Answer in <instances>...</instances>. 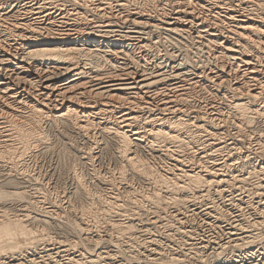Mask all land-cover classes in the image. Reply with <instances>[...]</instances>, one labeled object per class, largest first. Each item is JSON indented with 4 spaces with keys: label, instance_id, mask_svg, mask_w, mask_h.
<instances>
[{
    "label": "bare ground",
    "instance_id": "bare-ground-1",
    "mask_svg": "<svg viewBox=\"0 0 264 264\" xmlns=\"http://www.w3.org/2000/svg\"><path fill=\"white\" fill-rule=\"evenodd\" d=\"M118 21H121L122 24H124V26L122 27L127 28V25H128L129 31L130 32L134 31L132 32L131 36L126 33L121 34L119 32L120 29L119 30L115 29L116 28L115 23H117ZM145 26H154V27H157L158 30L164 29L166 31V35L168 34L167 36H169V34L170 36L175 35L179 37V39L181 38L185 40L184 43L189 42L188 40L195 41L197 43V46H199V48H201L203 52L205 51L208 54L207 57L209 58L208 60H206L208 61L207 64H204L205 66L202 65L200 68V69L203 68V70H205V68H208V70H210V72L207 73L208 77L206 79H202V75L190 76L191 74L190 70H199L198 68L199 66L197 64H196L197 66L196 65L194 66L189 61L190 58L188 59V55L185 53L186 51L184 52L185 54H183V58L180 60V62H173V63L171 62L170 64L168 61L171 60V58L168 56V54H165V56H159L158 53L161 50L160 48V50L157 53H153V56L155 55L154 59L156 58L157 61L158 60L159 61L157 63H152V64L147 63L148 60H146L147 61L146 62L144 59L152 55L151 53L155 49L158 50L159 47L161 46H159V44L157 45L156 43L157 41L153 43L152 42L153 40H151L150 38H146L144 37L143 34H141V30L144 29ZM139 28H141L140 31H139ZM133 33H135V35H133ZM173 38L175 39L174 36ZM170 41H172V39ZM173 45L175 44L173 43ZM197 46L195 48L196 50H197ZM132 48L137 49V52H135L133 56H130L131 54L129 55V50ZM196 52H193V54ZM163 53H166V52L164 51ZM161 54L162 53L160 52V55ZM188 54L190 55V53ZM193 57L195 56H192L191 59H193ZM194 60L196 61V59ZM203 62H204V58H203ZM106 63H108L107 65L109 66L108 69L107 68L104 69V64ZM161 70H175V72H173L174 74L172 73L169 75V77H167L165 75L166 72H162ZM162 86L170 88L169 91L161 92ZM226 86H228V88ZM194 93L197 94L196 95L197 97H195V99H197L198 96L201 99L206 98V101H204L205 103L203 105L199 103L198 105H196V102L194 104V102L192 101L194 98L191 100V97L193 96ZM161 95L163 97H161ZM217 97H219V99L225 100L223 105H219V104L216 105L217 100H218ZM260 100L264 101V0H142V1L140 0L139 1L137 0H0V159L2 160L3 163L4 162L9 163L11 159L14 160V158L17 157L19 154L21 155L22 153H24L25 151L23 150V148H25V146L20 145V143H23L24 138H28L30 135L31 136L34 135L35 132H38V133L40 132V133L38 134V136L36 135L33 136V140L35 142H38V141L42 142V139H43L42 131L43 130H40L42 126L41 122L44 123V121L46 122L53 121L54 123L55 122L65 123L67 124V126L69 125L75 128L76 131H78L79 133H88V135L90 133V130L94 126L98 127V130L104 129L106 131V130H109L108 128L113 129L112 133L114 137H116V139H118L119 142L121 143V146L120 144L118 145L121 147L120 151L122 154L120 155H122L124 159L126 160V162L130 164L128 165L131 166L132 168L131 170L134 171L135 175L136 176L139 175L144 178L147 176H150L153 179L159 180V177H162L164 173L162 176H160L161 174L159 173L161 171L158 173L157 171H155V169L154 170L151 169L150 167L151 164H149L148 162L147 163L150 166L146 164H142V162L140 163L141 160L138 159L139 156L137 157V153H136L137 148L150 146L151 148L150 151L154 149V152H156L155 150H159L160 148H162L163 146L169 143L171 144L177 143V142L181 143V140H184L182 136L185 135L186 132H188L187 129L190 124V120H191V123L192 121H195V120H192L193 118L191 119V117L188 118V114H187L189 113V111H191L192 106H193L192 110L194 111V113H196V114H193L195 118L197 117V119L204 120V121L210 120V122L207 121V124L208 123L211 124V121L213 120H217V121L219 120L220 122L223 123V126L225 125L228 126L227 128H230L229 125L236 126V129L238 130V132L241 133L240 127L242 126L239 127L238 125L240 124L237 123L236 121L242 120L243 122H245L244 120H248V122H251L250 120L255 114H258L259 117L260 115L264 116V107L258 108V107L252 106V103H255ZM142 101L148 104V106H150V107L145 106L146 108L150 109L151 106L157 107L158 110L160 111V113L158 112L160 115L157 116L155 114L156 111L155 113H153L154 115H149V114L145 115L144 113L146 109L143 113V108H142L144 105L141 104L143 105L141 107V105L139 104ZM252 107H254V109H252ZM151 110H153V108ZM250 111H252L253 114L255 113L254 115H252L251 119H250V114H249ZM184 116H187L188 119H184L185 118ZM254 118L252 120H254ZM200 120L199 122H201ZM263 124H264V121H263ZM206 125L205 126L203 125L204 126L203 128H205ZM215 125L219 126V123ZM91 126L93 127L91 128ZM197 126H199V124ZM247 127L250 128L249 126ZM199 129L201 130L200 127ZM250 130H253V129H250ZM204 131L205 130H203V132ZM207 131L209 130L207 129ZM100 133L102 132L100 131ZM199 133L202 134V132H199ZM227 133L228 131H226V135ZM246 133L247 132H245V134ZM259 134L260 133H258L257 138L256 137L255 138L257 139V142H256L258 144L257 147L260 149V152L261 151L263 152L261 154L263 155L264 154V144L262 140H263L264 134L263 135L261 134L259 135ZM44 135L46 134L44 133ZM208 136L209 135L206 134V137ZM240 137L238 138L240 139ZM250 137H252V135ZM28 139H25V140L28 142ZM213 139L215 138L213 137ZM192 140H190L191 143H192ZM203 140L205 141V139ZM241 141L244 143L245 140H241ZM222 142L223 140L220 142L213 140V141H209L208 143L209 147L207 146V144L205 145L207 146V148H205L204 146L202 147L200 146L201 148L193 149L195 150L194 151L195 156H193V154L191 155L195 158L193 159L194 160L193 163L196 164L195 161L199 163L198 160L203 163V165L201 166L198 164V166H200L199 168H197L196 166V168L199 170H196L190 166L189 168H186L185 166L187 165L186 164L183 165L185 160L188 162L190 160V159L187 160L185 158L184 152H183L184 155H181V153L180 154L177 153L175 157L172 155V153L171 154L169 153V151L172 150V148L169 151L167 150L168 151L167 153L164 152L166 153L164 156L168 157V160L171 159V161H173L172 163H174L172 166L173 168H175L174 171L176 172H173L172 174L175 173L174 175L176 174L180 175L179 178H177L179 175L176 177L178 180L174 176H172L176 179L175 183L173 182L174 184H172L173 186L169 185L170 188L172 187L171 191H173V194L176 191H178L177 195H179V191L187 192L188 190L189 191L192 190L191 197L193 198L189 197L190 200H188V202L191 203V201H194V196H195V199L206 197V194L208 193L207 191L211 190V189L208 190V188H212V186L214 185H218V186L224 185L223 183L227 179L223 178L224 177L223 171L225 169H229V168L231 169L233 166H236L237 163H234L235 162L234 159H237V158L234 157L233 155L234 153H233V154H230L227 160H225L226 158L225 156H223L225 158L224 163H221L223 159H221L222 161L220 160L221 162L218 161V159L217 160L215 159L214 152L215 154H217L216 152L223 148L224 143L222 144ZM254 142L252 141V143ZM31 143L33 144V142ZM181 144L184 145V143H181ZM227 144H228V141H227ZM248 144H245L247 145V148H248ZM191 145L192 144H190L189 147H192ZM179 147L183 148L181 146ZM239 147H241V145ZM257 147L255 144L254 148L256 149ZM133 148L135 149L133 150ZM166 148H169V147H166ZM185 149L186 148L181 149V150H185ZM235 149H236V146H235ZM176 150L178 149L176 148ZM237 150L238 149H236V151ZM251 150L250 152H252ZM231 151L234 152V149ZM239 151L240 150H238V152ZM224 152H225V149H224ZM161 153L163 155V152ZM188 153L190 155V150ZM257 154H259V152ZM155 155H158V154H155ZM162 155L160 157H162ZM166 159L164 160L166 161ZM210 159H213V160L211 161ZM209 160L213 164H211V162L207 164V161L209 162ZM249 162L251 163L250 160ZM247 163L245 162V164ZM254 163L256 164V162ZM163 164H162V167H163ZM167 165L168 164H166V166ZM254 166H250V167H254ZM242 167H245V166H242ZM260 167L263 169L261 170V172L262 171L264 172V162L262 163V166L260 165ZM159 170L160 169H158V171ZM164 170H165L164 172L167 171L166 169ZM243 172L240 174H237L239 175L238 179H236L237 183H244L246 179L248 178L247 176H245L246 171L244 173ZM250 173L253 174L254 172L252 173L251 171ZM125 175L123 173V176ZM121 176L122 175H120V178L123 177ZM150 177L147 180H150ZM167 178H170V177L168 176ZM256 180H258V178ZM165 181L168 182L167 179ZM248 182L251 183V180ZM154 183L156 184V182ZM232 183L230 184V186L232 185ZM237 183L235 181L234 185H232L231 187L234 188L235 184L237 185ZM161 184H163V182ZM165 184L163 186H165ZM239 185L240 184H238V186H235V189L236 187H238V191L240 187ZM244 185L249 186L250 189H252L250 186L251 184L246 185L245 183ZM258 185H260L258 187L259 193L256 192L255 195L257 198V194L258 195L260 194V200H258L259 202L258 205H255V206H256V209L258 210V213L256 215H259V216L257 217L255 216V218L254 219L252 218L253 220L251 221L248 220L247 223H245L246 220L244 221V218H245L244 214H243L244 218L242 217V212L240 213L233 212L228 215V214L223 213L222 210L220 212V210H218L219 208L218 209L216 208L218 206L215 207L210 204H207L205 208L202 207L201 212H203L204 215H207L208 219H210L208 220V225H209V230L212 233H210L211 234L210 236L203 235L204 238H202V240L200 239L201 240L200 245L198 246L206 248L208 245L212 244V242L214 241L213 239H217L220 236L224 237L225 240L223 241L224 243L223 242L222 243L225 245L235 244L236 246L241 241L242 242L245 241L246 243V241H249V240H252L253 242V239H255L258 235V234L257 235L254 234L253 230L256 227L258 228L257 225H260V222L261 223L264 222V183L262 184L258 183ZM255 187H257V185ZM160 188L161 187L157 189L160 190ZM250 189H249V193H250ZM222 192H225V191H222ZM244 192L245 191L241 193L239 192V193L242 195V193ZM169 193L171 192L169 191ZM216 193H217V190H216ZM180 195H182V193ZM239 195L237 196L238 198H239ZM128 196H129V193H128ZM253 196L252 198L255 197ZM149 197H151V195ZM237 197L235 199H237ZM152 198L153 197H151L150 200H152ZM180 198H177V196L176 198L175 197L171 198L172 200L171 204L173 203L179 206L176 209H181L182 207L181 204L185 205L186 203H188V202L184 203V201H187V198L183 199L182 197V200ZM227 198L226 200H229V198L228 199ZM156 199L158 198L156 197ZM112 202H110V204ZM161 202L163 201L161 200ZM161 202H160V206H161ZM194 202H196V200ZM229 202H232V201L229 200ZM118 204H115L116 209L118 208L117 206ZM123 204H126V203H123ZM136 204L137 203H135V206ZM226 204H225V208L227 207ZM130 205H131V202H130ZM122 206H125V205H121L120 208H122ZM152 206H155V205H152ZM173 206L171 205V207ZM185 206H187V204ZM190 206L194 207V203L190 204ZM247 206H249V204ZM128 207H126L125 209H127ZM196 207H194L193 209L191 207L190 208L191 210L195 211ZM237 207L238 206H235V208ZM137 208H139V206ZM164 208L166 210L165 206ZM243 208H247V207L245 206ZM249 209H252V208H249ZM197 212L195 213L197 214ZM85 213L86 212H84V214L82 213L83 216L81 217L83 224L89 226L90 223L92 222L94 224L96 223L95 225L97 224L100 225V223H98L96 219L97 216L95 215L92 216L91 214H90L91 216L89 215L86 216ZM89 213H92V212L89 211ZM128 213L130 215L129 210H128ZM21 214H22L21 217L17 219H15L16 217H13L15 219L14 220L13 218L8 219L7 217L4 216V213L0 212V264H77L78 261H79L78 263L80 264V260L82 259L79 260V258L77 257L78 255H74L72 252H69L67 248L63 247V245L58 246L55 250H48L49 248H46L44 246L45 249L42 252H40L41 246L39 242L43 241L42 240L43 238L41 239L40 235L37 236L36 233H34L35 231H32L27 228V225H25L24 223L25 222L24 218L26 217L27 219V215L25 214V212ZM211 215H213L217 219V222L215 224L211 222L212 219L209 217ZM249 215H250V212H249ZM196 216L198 217V215ZM171 218L173 220V217ZM159 219L162 220V218H159ZM172 220H170L171 223H172ZM170 221H169V225H170ZM28 222L26 223L28 224ZM155 222L157 221L155 220L154 224ZM173 224L175 226V223ZM124 225L125 224L122 225L121 223V226H124ZM180 225L181 224H179L178 226L179 228H180ZM159 226L162 227L163 225H159ZM84 228H86V226ZM19 235H22L27 240V241L25 240L26 245L15 240L16 236H19ZM173 235L171 236L174 239ZM45 236H47V234ZM45 236H44V239H45ZM175 237L177 236L175 235ZM169 239L170 238H168V241ZM183 241H185V239H183ZM95 242H98L97 239ZM95 242H93L92 244H94ZM150 243L155 245L156 242L150 241ZM150 243L148 244V246L151 245ZM70 244H68V246ZM141 245L142 244H140V246ZM158 245L160 246L161 244H158ZM72 246H69V247H72ZM166 246L165 248H167ZM168 247H169V244H168ZM161 248L163 247L161 246ZM188 248L190 247L188 246ZM199 249H198V252H199ZM237 249H240V248H237ZM158 250L157 249L152 250L153 251L152 255L158 254L157 252ZM105 252L106 254H104L103 256L102 254L100 255L101 259L104 260L105 264H113L115 261L113 258L114 254L112 255L110 254L111 252L109 253L108 251H105ZM137 252H139V250ZM132 253L134 252L132 251ZM194 253H197V252H194ZM200 253L201 252L197 254H200ZM160 254L162 253L160 252ZM261 255H264V245L258 248L257 247L253 248L252 246V248L245 250L243 253H239V255H237L238 258L231 259L232 261L224 262L222 264H264V259L258 258V256H261ZM56 256H62V257L65 256L64 261L62 259L63 262L61 261L60 263L59 259L57 260L58 257L56 258ZM93 258H89V260L87 259L88 262L91 264H95L96 260H94L95 258L94 259Z\"/></svg>",
    "mask_w": 264,
    "mask_h": 264
},
{
    "label": "rangeland",
    "instance_id": "rangeland-1",
    "mask_svg": "<svg viewBox=\"0 0 264 264\" xmlns=\"http://www.w3.org/2000/svg\"><path fill=\"white\" fill-rule=\"evenodd\" d=\"M137 1H139V0H137ZM140 1H142V0H140ZM120 22L121 21H118L117 23H115V27H116L115 29H117V30L120 29L119 32L121 34L126 33V34H129L131 36L132 32H134V31L130 32L129 28H128V25H127V28L126 27H122V26H124V24H122V22L121 23ZM119 25H121V26H119ZM140 29L141 28H139V31H140ZM163 30H160V29L158 30V28L154 27V26H145L144 29L141 30V34H143L144 37L150 38L151 40H153L152 41L153 43H155L157 41L156 42L157 45L159 44V46H161V47L158 46L159 49L157 47L158 50L155 49L151 53L152 55H150L149 57L145 58L144 60L145 61L148 60V62L147 61L146 62L147 63H151V64L152 63H157L159 60L157 61L156 58L154 59L155 55L153 56V53H157L160 50V48H161V50L158 53L159 56H165V54H168V56L171 58V60L168 61L170 64H171V62L172 63L173 62H180V60L183 58V54L186 53L188 55V59L190 58L189 61L194 66L196 64L199 66L198 67L199 70H190V73H191L190 76H194V75L200 76V75H202V79H206L208 77L207 73H209L210 70H208V68H205V70H203V68L202 69H200V68H201L202 65L207 64L208 61H206V60H208V58H209V57H207L208 54L205 51L203 52V50H201V48H199V46H197V43L195 41L188 40L189 42L184 43L185 40H183L181 38L179 39V37L173 35L175 37V39L178 38L177 40H175L173 38V36H170V34H169V36H167L168 34L166 35V31L164 30L165 31L164 32ZM152 31L153 32L155 31V32L153 33ZM133 35H135V33H133ZM133 37H135V36H133ZM166 37H168V38H166ZM169 37L172 39V41H170L171 39ZM173 39H174V41H173ZM182 40H183V42H182ZM168 41H170V42H168ZM171 42H173L175 45H173V43H171ZM176 44H177V46H176ZM196 46H197V50L195 49ZM164 51L166 53H163ZM191 51H193V52L198 51V52L193 54V52H191ZM135 52H137V49L132 48V49L129 50V55L131 54L130 56H133V54H135ZM160 52L162 53L161 55H160ZM188 53H190V55ZM178 54H180V55H178ZM191 55L195 56V57L197 56V57L196 58L193 57V59H191L192 58ZM198 55L201 56V57H199ZM176 57H177V59H176ZM203 58H204V62L205 63L203 62ZM165 59H167V58H165ZM194 59H196V61ZM107 65H108V63L104 64V69L105 68L108 69L109 66H107ZM161 71L162 72H166L165 75L167 77H169L170 74L175 72V70H161ZM194 73H196V74H194ZM169 87H171V86H169ZM226 87L228 88V86H226ZM161 89H162L161 92H167V91H169L170 88L162 86ZM162 95H161V97L164 96V95L163 96ZM196 95L197 94H195V93L193 94V96L191 95L192 96L191 100L194 98L192 100L194 102V104L196 102V105H198V103L203 105L205 103L204 101H206V98H202L203 99L202 100L198 96V98L200 100L199 101L198 98L195 99V97H197ZM217 99H216L217 100L216 105L217 104L223 105V103L225 102L224 99H219V97H217ZM200 102H202V103H200ZM263 102H264L263 100L257 101L255 103H252V106H255V107H258V108L259 107L260 108L264 107V103ZM139 104L140 105L141 104L144 105V106L141 105V107L143 106L142 107L143 108V113H144V111L146 109V111L144 113L145 115H147V114L154 115L153 113H155V111H156L155 114L157 116L160 115L159 114L160 111L158 110L157 107H155V106L152 107L151 106L150 109L146 108V107H150V106H148V104H146L143 101L140 102ZM152 108H153L154 111L151 110ZM192 108H193V106H192ZM192 108H191V111H189V113H187V114H188V118L191 117V119L193 118L192 120H195V121H192V123H191V120H190V124H189L190 127L188 126V129H187L188 132H186L185 135H183L184 137L182 136V138L184 140H181V143H184V145H182L180 142L172 143V144L169 143V144L165 145L166 147H169V148H166L165 146H163L159 150H155L156 152H154V149L150 151V149H151L150 146H146L147 148L146 147H140V148L136 149L137 157L139 156L140 158L138 157V159L141 160L140 163L142 162V164H146L148 166H150L149 164H151V166H150L151 169H153V170L155 169V171H157L158 173L161 171L159 173V174H161L160 176H162L163 173H164L163 176H165V177H163V176L159 177V180L158 179H153L150 176H147L148 178L145 177L146 178L145 179L144 177H141L139 175H137V176L135 175L134 171L131 170L132 169L131 166H129L130 164L126 162V160L124 159V157L122 155H120V154H122L121 151H120L121 150V147H120L121 143L119 142L118 139H116V137H114V135L112 133L113 129H111V128H108L109 130L105 131L104 129L103 130L102 129L98 130V127H96V126H94L95 128L93 126H91V128L92 127L93 128L90 130V133L88 135V133H79L78 131H76L75 128H73V127H71L69 125L67 126V124H65V123H61V122H55L54 123L53 121H47V122L44 121V123H45L44 124L43 122H41L42 126H41L40 130H43L42 131V133H43L42 134L43 135L42 142L38 141L39 142L38 143V142H35L33 140V136H35V135L38 136V134L40 133V132L38 133V132L34 131L36 134L33 132L34 135H32V136L30 135L29 136L30 138L32 137L31 139L29 137H28L29 139L28 138H24V140L28 139V142L26 140L25 141L23 140V143H20V145L25 146V148H23V150L26 153L25 152L22 153L23 155L19 154L17 157L14 158V160L11 159L10 160L11 163L10 162L9 163L8 162H4L3 163L2 160L0 159V161H1L0 162L1 163V165H0V212L4 213V216L7 217L8 219H12L13 217H16L15 219H17V218L21 217V215H22L21 213L25 212V214L27 215V219H26V217L24 218L25 219L24 223H25V225H27V228L32 230V231H35L34 233H36L37 236L40 235L41 239L43 238L42 239L43 241L39 242L40 246H41L40 252H42L45 249V247L49 248L48 250H55L58 246H62L63 245V247L67 248V250L69 252H72L74 255H78L77 257L79 258V260L82 259V260H80V264H88L89 263L88 262L89 258H93V257L95 258V259L94 258L93 259L96 260L95 261L96 263L99 261L97 264H102V262H103V264H105L104 260L101 259V256H100L101 254H102V256L104 254H106L105 251H108L109 253L111 252L110 254H112V255L114 254L113 258L115 260L114 261L115 264H118V263L119 264H121V263L122 264H222L224 262L232 261L231 259L238 258L237 255H239V253H243L245 250L252 248V246H253V248L254 247L258 248V247L264 245L263 244L264 243V222H262V223L260 222L261 226L257 225L258 228L256 227L254 229L256 232L253 230L254 234H256V235L258 234L257 237L255 239H253V242H252V240H249V241H246V243H245V241H243V242L241 241L236 246H235V244L234 245L233 244H226L225 245V244H223L224 243L223 241L225 240L224 237L220 236L217 239H213L214 241L212 242L211 245L207 246L208 248L207 247L204 248V247L198 246V245H200V241L202 240V238H204L203 235L204 236H210L211 235L210 233H212L209 230V225H208V220H210V219H208L207 215H204L203 212H201L202 211V207L205 208L207 206V204H210V205L215 206V207L218 206L216 208L217 209L219 208L218 210H220V212L222 210L223 213L228 214V215L233 213V212L234 213L242 212V217L244 218V216H245V218H244V221L246 220L245 223H247L248 220H250V221L253 220L255 218V216L256 217L259 216V215H256L258 213V210L256 209L255 205H258V203H259L258 200H260V194L259 195L257 194V198H256L255 194H256V192L259 193L258 187L260 185H258V183L259 184L264 183V174H263L264 172L263 171L261 172V170H263V169L260 167V165L262 166V163L264 162V154L261 155L263 152L262 151L260 152V149L257 147L258 144L256 143L257 142L256 138L258 136V133H260L261 135L264 134V132H263L264 131V124H263L264 116L260 115V117H259L258 114L254 113L255 114L254 115L253 112L250 111V113H249L250 114V119H251L252 115H254L255 118H254V116L252 117V119L254 118V120L251 119L250 120L251 122H248V120H244L245 122H243L242 120L236 121L237 123L240 124V125L237 124L239 127L242 126V127H240V129H241V133H240V132H238V130L236 129V126H234V125L233 126L231 125L233 128L230 125H229L230 128H227L228 126H226V125H225L226 127L223 126V123L220 122L219 120H218L219 122L217 120H213V121H211V124L210 123L207 124V121L210 122V120H207V121L205 120L206 121L205 122L204 120L197 119V117L195 118L193 116V114H196V113H194ZM252 109H254V107H252ZM184 117H185L184 119H188L187 116H184ZM256 117H257L258 120L256 119ZM199 120L201 122H199ZM202 121H204V122H202ZM252 121H254V122H252ZM259 122L260 123L262 122V123L260 124ZM196 123H198L199 126H197L198 124H196ZM217 123H219V126L215 125ZM251 123H252V125H251ZM194 124H195V126H194ZM202 124L204 126L206 124L207 125H206L205 128H203L204 126ZM253 124H255V125H253ZM217 126L219 128L220 127L221 128L219 129ZM247 126H249L250 128H248ZM199 127L201 128V130L199 129ZM253 127H255V128H253ZM214 128L216 130H218V131H216ZM225 128H227V129H225ZM194 129H195V131H194ZM207 129L209 131H207ZM250 129H253V130H250ZM189 130L190 131L192 130V131L190 132ZM203 130H205L206 132L205 131L204 132L207 135H209L208 137H206V134L203 132ZM100 131L102 133H100ZM226 131H228L227 135H226ZM199 132H202V134L199 133ZM245 132H247V133L245 134ZM44 133L46 135H44ZM194 133L197 134V135H195ZM220 133L222 134V136H221ZM246 135H247V137H246ZM251 135H252V137H250ZM195 136H196V138H195ZM237 136L238 137L241 136L240 139ZM191 137L192 138L194 137L193 140H192ZM199 137H201V138H199ZM213 137L215 139H213ZM208 138H210V139H208ZM234 138H235V140H237V138H238V140H237L238 143H237V141L234 140ZM189 139L192 140V143L190 142ZM203 139H205L206 142ZM218 139L219 140L221 139L220 141L223 140L222 144L224 143L223 144L224 146H223L222 149H220L219 151L216 152L217 154H215V152H214L215 159L216 160L218 159V161L223 159V161L221 160L222 162L221 161L220 162L224 163L225 160H227V158H229L230 154H233V153H234L233 154L234 157L237 158V159H234L235 160L234 163H237V164H236V166L232 167L233 169L229 168L230 170L229 169H225L223 171V175H224L223 178L227 179L223 183L224 185H221V186L214 185V186H212V188L214 190L212 188H208V190L209 189H211V190L207 191L208 193L206 194V197L198 198V199L196 198L195 199V196H194V201L196 200V202L191 201V203L188 202V200H190L189 197L193 198V197H191L192 196V193H191L192 190L191 191L188 190L187 191L188 193L179 191V195H177L178 191H176L173 194V191H171L172 187L170 188L169 185L171 186L172 184H174L176 179L179 178L180 175L179 174L174 175L175 173L172 174L173 172H176V171H174L175 168H173V166H172L174 163H172L173 161H171V159L168 160V157H166L164 155L171 148H172V150H170L171 152L169 151V153L170 154L172 153V155L174 157L177 155V153L178 154L181 153V155H184V153H185V158L187 160L190 159L189 162L190 161H192V162H190L191 163L190 164L188 161L185 160L186 163L184 162L183 165L186 164L187 165V166H185L186 168H189V166H190V167H193L196 170H199L197 168H199L201 165H203V163L200 162L199 160H198L199 163H197V161H195L196 164L193 163V161H194L193 159H195L193 157V156H195V152H194L195 150H193V149L201 148L202 146L207 148L209 141L215 140V141L220 142ZM241 140H245L244 143ZM227 141H228V144L230 146L227 144ZM230 141H232L233 143L230 142ZM252 141L253 142L255 141V142L252 143ZM31 142H33V144ZM199 142L200 143L202 142V143L200 144ZM262 142L264 144V135H263ZM119 144H120V146H118ZM190 144H192L191 145L192 147H189ZM206 144H207V146H205ZM245 144H248V148L249 149L247 148V145H245ZM255 144H256V147H257L256 149L254 148ZM238 145L239 146L241 145V147L243 145V147L241 148ZM179 146H181L183 148H180ZM227 146H229V147H227ZM235 146H236V149L240 150L239 152H238V150L236 151ZM135 148H133V150ZM176 148L178 150L180 149L179 152H178V150H176ZM184 148H186V149L185 150H181V149H184ZM224 149H225V152H224ZM233 149H234V152L231 151ZM11 150H13V149H11ZM189 150H190V155L188 153ZM245 150H246V152H245ZM250 150L252 152H250ZM160 151L163 152V155H162V153ZM180 151H182V152H180ZM226 151L229 153V155H228V153ZM229 151H231L232 153L229 152ZM164 152H166V153H164ZM258 152H259L260 155L257 154ZM155 154H158L159 157H158V155H155ZM192 154H193V156H191ZM161 155H162V157H160ZM258 155H259V157H258ZM223 156H225L226 159ZM249 157L252 158V159H250ZM164 159H166V161ZM254 159H255V161H254ZM210 160L212 161L213 159H210ZM210 160H209V162L207 161V164L211 162ZM249 160L251 161V163L249 162ZM252 160H253V162H252ZM245 162L246 163L248 162L249 164L247 163L248 164L247 165V164H245ZM254 162H256V164ZM257 162H258V164H257ZM165 163L168 164V165L166 166ZM162 164H163V167H162ZM198 164L200 166H198ZM211 164H213V163L211 162ZM18 165H19V167H18ZM159 166H161V167H159ZM196 166H197V168H196ZM242 166H245V167H242ZM247 166H249V167H247ZM250 166H254L255 168L254 167H250ZM156 167L157 168L159 167L158 169H160V170L158 171V169ZM164 169H166L167 171L164 172L165 171ZM168 169H170V170H168ZM243 170H244V172L246 171L245 172V174H246L245 176H247L248 178L246 179V181L244 183H237L236 179H238V177H239V175H237V174L242 173ZM250 170L252 171V173L253 172L254 173L251 174ZM168 172L171 173V174H169ZM123 173H124V175L126 174L125 175L126 177L123 176ZM227 173L229 175H231L233 178L231 176H229ZM233 174H234V176H233ZM254 174H256V175H254ZM120 175L123 176V177L121 176L123 179L120 178ZM227 175H228V177H227ZM166 176L167 177L169 176L170 178L172 176H174L175 178L177 176L178 177L176 179L174 177H172L170 179V178H167ZM254 176H256L259 181L256 180L257 178L254 177ZM149 177H150V180H147V179H149ZM160 178H162V179H160ZM164 178H166L168 182H166L165 181L166 179H164ZM153 180H154V182H156V184L153 182ZM156 180H158V181H156ZM250 180H251V183L248 182ZM150 181H152V182H150ZM161 181L163 182V184H161L162 183ZM235 181L237 183V185L235 184V186H238V184H240L239 185L240 186L239 187V191H238V187H236V189H235V186H234V188L231 187L232 185H234ZM165 183L166 184L168 183L167 184L168 186ZM227 183H229V184H227ZM231 183H232V185L230 186ZM245 183H246V185L251 184L250 186H251L252 189H250L249 186H245L244 185ZM247 183H249V184H247ZM160 184H161V186H160ZM164 184H165V186H163ZM254 185L255 186L257 185V187H255ZM253 186H254V188H253ZM159 187H161L160 188L161 191L158 190ZM223 188L226 189V190H224ZM244 188H246L248 191L246 189H244ZM249 189H250V193H249ZM216 190H217V193H216ZM241 190L245 191L246 193L248 192V193L246 194L244 192V193H242V195H243L242 196L240 193L243 192V191H241ZM251 190H253V191H251ZM254 190H256V191H254ZM155 191H156V193H155ZM169 191L171 193H169ZM222 191H225V192H222ZM218 192H220V193H218ZM89 193H90V195H89ZM128 193H129V196H128ZM181 193H182V195H180ZM161 194H162V196H161ZM150 195H151V197H153L152 200H150V198H151V197H149ZM166 195H167V197H166ZM183 195H185V196H183ZM229 195H230V197H229ZM238 195H239V198L237 197ZM251 195L252 196L254 195L255 197L253 196L254 198H252ZM176 196H177V198L181 197L180 198L181 200H182V197H183V199L187 198V201H184V203L188 202V203H186L187 206H185L186 204L185 205L181 204L182 205L181 209H176L179 206L175 205L173 203L171 204V202H172L171 198H174V197L176 198ZM218 196L220 198L221 197L222 198L220 199ZM248 196H249V198H248ZM114 197H115V199H114ZM156 197L158 199H156ZM227 197L232 202H229V200H226ZM236 197H237V199H235ZM163 198H164V200H163ZM215 198L217 199V201H216ZM251 198L253 199V201H252ZM203 199H204V201H203ZM231 199H233V200H231ZM137 200H138V202H137ZM161 200L163 202H161ZM199 200H201V201H199ZM247 200H249V201H247ZM109 201L110 202L113 201V202L110 204ZM128 201H129V203H128ZM165 201H166V203H165ZM214 201H216V202H214ZM219 201H220V203H219ZM222 201H224V202H222ZM130 202H131V205H130ZM134 202L137 203L136 206L137 207L139 206V208H137L135 206ZM157 202H159V203H157ZM160 202H161V206H160ZM217 202H218V204H217ZM226 202H227V204H226ZM103 203H105V204H103ZM123 203H126L127 205L123 204ZM192 203H194V207L197 206L195 211L191 210V208L192 209L194 208L193 206H190V204H192ZM115 204H118L117 205L118 206L117 209L115 207L116 206ZM133 204H134V206H133ZM225 204H226L227 207L229 206L228 208L226 207L227 209L225 208ZM240 204H242V205H240ZM248 204H249V206H247ZM121 205H125V206H122V208H120ZM128 205H129V207H128ZM152 205H155L156 207L152 206ZM169 205H170V207H169ZM171 205L172 206L174 205V206L171 207ZM219 205H221V206H219ZM239 205H240V207H239ZM112 206H113V208H112ZM130 206H131V208H130ZM164 206L166 207V210H165ZM235 206H238V207L235 208ZM245 206L247 208H243ZM109 207H111L112 210ZM126 207H128V208L125 209ZM140 207L141 208L143 207V208L141 209ZM185 207H187V208H185ZM199 207H201V208H199ZM249 208H252L253 210L249 209ZM91 209H92V211H91ZM3 210H4V212H3ZM80 210H81V212H80ZM128 210L130 211V215L128 213ZM132 210H133V212H132ZM161 210L162 211L164 210L163 211L164 213ZM89 211L92 212V213H89ZM179 211H181V212H179ZM247 211H248V213H247ZM84 212H86L85 213L86 216H88V215L89 216H91V215L92 216L93 215L97 216L96 219H97L98 223H100V225H98V224L95 225L96 223L94 224L92 222H91L92 224L90 223L91 226L90 225L87 226V225L83 224V221L81 220L82 219L81 217L83 216ZM126 212H127V214H126ZM155 212L157 214L158 213H160V214L157 215ZM195 212H197V214ZM249 212H250V215H249ZM194 213L196 215H198V217ZM7 214H9L10 216L7 215ZM119 214H121L122 216L119 215ZM243 214H244V216H243ZM215 215H217V214H215ZM191 216H192V218H191ZM158 217L162 218V220L159 219ZM171 217H173V220H172ZM177 217L178 218L180 217V218L178 219ZM209 217L212 219L211 220L212 223L215 224L217 222V219L213 215H211ZM98 218H99V220H98ZM203 219H204L205 222L203 221ZM155 220L157 222H155V224H154ZM160 220H161V222H160ZM170 220H172V223H171ZM179 220H180L181 223L179 222ZM181 220H183L184 222L181 221ZM81 221H82V223H81ZM169 221H170V225H169ZM26 222H28V224ZM188 222H189V224H188ZM114 223H116L117 225L114 224ZM121 223H122V225L125 224L124 225L125 227L121 226ZM157 223L159 225H163L164 227L163 226L162 227L159 226ZM173 223H175V226H174ZM179 224H181L180 228L178 227ZM182 224H183V226H182ZM85 226H86V228H84ZM165 226H166V228H165ZM130 228H131V230H130ZM86 229H87V231H86ZM177 229H179V230H177ZM183 229H185V230H183ZM108 230H110V231H108ZM169 230L171 231V233H170ZM180 231L182 233H184V234H182ZM167 232H169V233H167ZM189 232H190V234H189ZM191 232H192V234H191ZM46 234H47V236H45ZM188 234H189V236H188ZM171 235L174 236V239H173V237ZM175 235L177 237H175ZM184 235H185V237H184ZM44 236H45V239H44ZM85 236L88 237V238H86ZM89 236H91V237H89ZM148 236H150L151 239ZM179 236H180V238H179ZM181 236H183V237H181ZM40 237H39V239H40ZM152 237H153V239H152ZM168 238H170L169 239L170 242L168 241ZM96 239H97L98 242H95ZM172 239H173V241H172ZM183 239H185L186 243L188 242L189 244L187 243L188 244L187 245L185 243V241H183ZM15 240L19 241L20 243H22L24 245H26V241L27 240L22 235L16 236ZM90 241H92V242H90ZM150 241L156 242L155 245L156 244L157 245L161 244L160 246L156 245L159 248V250H158V248L155 245L151 244ZM93 242H95L94 243L95 245L92 244ZM143 242H145V243H143ZM196 242H197V244H196ZM255 242H257V243H255ZM66 243H67V245H66ZM149 243L151 245L148 246ZM68 244H70L69 246H72V244H73V246L69 247ZM140 244H142V245L140 246ZM168 244H169V247H168ZM161 246L163 248H161ZM165 246L167 248H165ZM188 246L190 248H188ZM196 246H197V248H196ZM245 246L246 247L248 246V247L246 248ZM237 248H240V249H237ZM154 249L158 250L157 251L158 254H156V255L153 254L152 255V252H153L152 250H154ZM169 249H170V251H169ZM172 249H174V250H172ZM196 249H197V251H196ZM198 249H199V252H201L202 254L201 253L197 254V253H199ZM138 250H139V252H137ZM132 251L134 253H132ZM159 251L162 254H160ZM192 251L197 252V253H194ZM82 254H84V255H82ZM96 255L98 257H100V258H98ZM8 256H10V255H8ZM37 256H39V255H37ZM62 256H56V258L58 257L57 260L59 259L60 263H61L62 259L64 261V258H65V256L64 257H62ZM258 258L264 259V255L258 256ZM78 262H77V264H79ZM89 264H91V263H89Z\"/></svg>",
    "mask_w": 264,
    "mask_h": 264
}]
</instances>
